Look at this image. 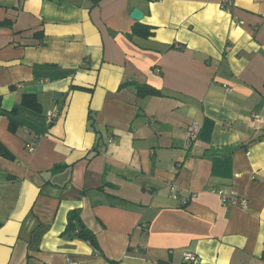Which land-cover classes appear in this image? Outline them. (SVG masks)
I'll list each match as a JSON object with an SVG mask.
<instances>
[{"label": "crops", "instance_id": "0c3cea01", "mask_svg": "<svg viewBox=\"0 0 264 264\" xmlns=\"http://www.w3.org/2000/svg\"><path fill=\"white\" fill-rule=\"evenodd\" d=\"M0 21V264H264V0H0Z\"/></svg>", "mask_w": 264, "mask_h": 264}, {"label": "trees", "instance_id": "16d2710c", "mask_svg": "<svg viewBox=\"0 0 264 264\" xmlns=\"http://www.w3.org/2000/svg\"><path fill=\"white\" fill-rule=\"evenodd\" d=\"M225 6V5H224ZM6 24V21L1 22L0 25ZM134 31L136 33L141 34L142 36H151L153 35V32L150 28H146L143 30L142 28H135ZM40 32H36L35 35L39 36ZM139 93L141 95H162L163 93L159 91L158 89L154 87H150L147 85H140L139 86ZM22 104L26 107H31L33 109L39 108V103L36 99V96L34 94H25L23 97ZM2 110L1 102H0V112ZM12 111H15L13 109ZM10 129L12 131L16 130V123L14 121L10 122ZM261 138V137H259ZM0 155L12 159L13 154L7 150L6 146L0 141ZM68 221L65 228V233L71 234L79 239L86 240L90 242L93 246H95L97 249L99 248V243L96 238V235L85 225L81 218L80 209H74L71 210L68 213Z\"/></svg>", "mask_w": 264, "mask_h": 264}, {"label": "built area", "instance_id": "2783aa9c", "mask_svg": "<svg viewBox=\"0 0 264 264\" xmlns=\"http://www.w3.org/2000/svg\"><path fill=\"white\" fill-rule=\"evenodd\" d=\"M229 1L230 0H227V2H229ZM224 4H226V3L224 2ZM56 116H57L56 111H50L47 114V122L52 123L55 120ZM259 120H260L259 116L255 114L253 116V121L255 122V126ZM199 131H200V126L198 124H193L191 127V130H190V138L192 140L196 139ZM110 142H115V139L111 138ZM36 146H37V140L36 139L32 140L28 144L30 151H34ZM171 189H172V197L175 200L179 199L180 195H179L178 188L175 187V185H173ZM215 192H217L221 196V199L225 205H229V206H237L238 205V206L245 207L248 204L247 198H244V196L238 195L236 193L231 192V194H230V193L225 192V190H223V189H216ZM184 200H187V198H184ZM183 256H184V259L186 261L196 262L198 260L197 256L193 252L191 253V252L187 251V252H185V254Z\"/></svg>", "mask_w": 264, "mask_h": 264}, {"label": "water", "instance_id": "95a60500", "mask_svg": "<svg viewBox=\"0 0 264 264\" xmlns=\"http://www.w3.org/2000/svg\"><path fill=\"white\" fill-rule=\"evenodd\" d=\"M135 20H141L143 18V12L141 9L135 8L131 14ZM57 96V95H56Z\"/></svg>", "mask_w": 264, "mask_h": 264}]
</instances>
